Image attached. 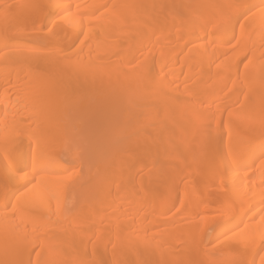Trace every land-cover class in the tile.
Here are the masks:
<instances>
[{"label": "bare ground", "instance_id": "bare-ground-1", "mask_svg": "<svg viewBox=\"0 0 264 264\" xmlns=\"http://www.w3.org/2000/svg\"><path fill=\"white\" fill-rule=\"evenodd\" d=\"M172 2L0 0V264H264V0Z\"/></svg>", "mask_w": 264, "mask_h": 264}, {"label": "rangeland", "instance_id": "rangeland-1", "mask_svg": "<svg viewBox=\"0 0 264 264\" xmlns=\"http://www.w3.org/2000/svg\"><path fill=\"white\" fill-rule=\"evenodd\" d=\"M172 3H174V4H176L175 3V0H173V2ZM0 10H1V8H0ZM52 40H51V38H49V37H46V38H42L40 41H39V45H42V47H44V48H46L44 45H46V46H50V44L52 43L51 42ZM52 45V44H51ZM74 49H76V43L73 45V47L70 49L71 51L72 50H74ZM69 50V51H70ZM74 52V51H73ZM76 65V64H75ZM74 65V66H75ZM67 81H65L64 82V84H63V86H62V88H64V87H67L68 85H69V80L68 79H66ZM74 105H76L77 106V101H73L72 102ZM62 154H63V156H64V158L66 157V156H68L67 155V152H63L62 151ZM196 158V159H195ZM194 159H193V162L192 161H190V164L191 165H199V166H201L202 165V163H203V158H202V156H197V157H195ZM97 165H99V164H101L100 162H97L96 163ZM187 166V165H186ZM187 167H189V166H187ZM33 183H35V182H33ZM176 209H174L172 212H174ZM181 233L182 234H186V233H188V231L187 230H183V231H181ZM217 245V243H214V244H211V245H208L207 247L208 248H212V247H214V246H216ZM144 257V256H143ZM142 256H132V262L134 263V264H141V262L144 260V259H146L145 257L143 258ZM104 259H105V262H106V264H113L114 262V260L116 259V256H115V254H111V255H107V256H104ZM46 260H50V264H65V262L64 261H62V257H60V256H58V255H56V254H52V255H50L49 253H48V250L46 249V247H42L41 246V244H40V242L39 241H36V244L34 245V250H33V253H32V257L30 258V264H45V261ZM95 260H96V257H90L89 258V262H90V264H94L95 263ZM193 263H196V261L195 260H193L192 261Z\"/></svg>", "mask_w": 264, "mask_h": 264}]
</instances>
